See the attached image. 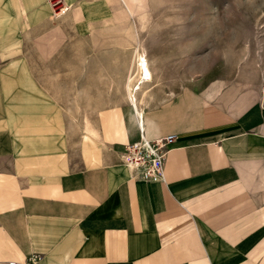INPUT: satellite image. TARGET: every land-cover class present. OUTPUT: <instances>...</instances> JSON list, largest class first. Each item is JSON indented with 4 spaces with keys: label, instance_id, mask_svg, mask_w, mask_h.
I'll list each match as a JSON object with an SVG mask.
<instances>
[{
    "label": "crops",
    "instance_id": "1",
    "mask_svg": "<svg viewBox=\"0 0 264 264\" xmlns=\"http://www.w3.org/2000/svg\"><path fill=\"white\" fill-rule=\"evenodd\" d=\"M53 1L0 0V264H264V80L178 93L148 62L142 126L124 85L82 110L76 40L131 43L146 0ZM169 134L163 181L133 179L125 147Z\"/></svg>",
    "mask_w": 264,
    "mask_h": 264
},
{
    "label": "rangeland",
    "instance_id": "2",
    "mask_svg": "<svg viewBox=\"0 0 264 264\" xmlns=\"http://www.w3.org/2000/svg\"><path fill=\"white\" fill-rule=\"evenodd\" d=\"M146 4L145 23L131 43L113 31L114 21L106 33L93 30L76 40V102L82 110L92 102L114 101L123 91L137 42L148 62L187 76V83L176 84L178 93L185 87L200 90L212 80L218 81L208 91L264 80V0Z\"/></svg>",
    "mask_w": 264,
    "mask_h": 264
},
{
    "label": "built area",
    "instance_id": "3",
    "mask_svg": "<svg viewBox=\"0 0 264 264\" xmlns=\"http://www.w3.org/2000/svg\"><path fill=\"white\" fill-rule=\"evenodd\" d=\"M58 4L56 14H61L67 10L61 0L52 2ZM264 93V86L262 87ZM176 141L173 134L166 135L155 140H145L143 137L133 144L125 147L122 163L128 168L131 176L135 180L146 183H157L163 181V165L166 155ZM16 264V263H9Z\"/></svg>",
    "mask_w": 264,
    "mask_h": 264
},
{
    "label": "bare ground",
    "instance_id": "4",
    "mask_svg": "<svg viewBox=\"0 0 264 264\" xmlns=\"http://www.w3.org/2000/svg\"><path fill=\"white\" fill-rule=\"evenodd\" d=\"M133 1L131 2H126L127 7L130 11L135 10L136 6L138 5L139 9H142L143 5L141 4V0H136L137 2L135 5H133ZM149 63L148 59L145 55V51L141 46H134V51L132 55V62L130 64V67L128 69V75L126 78V81L124 83V93H123V98L129 101L131 104H133L136 108L137 115L140 118V121L142 123V113L139 108H137V100L136 94L141 93L145 94L146 89L144 88V85L151 79V72L149 70ZM144 80V81H143ZM216 85V84H215ZM214 88V87H213ZM250 94V93H249ZM218 95V94H217ZM249 98V95H247ZM244 96H242L243 98ZM241 100V98H240ZM245 101V98L242 99L241 101ZM249 101V99H248ZM247 104V103H245ZM143 123L141 124V126ZM145 139V138H144ZM146 140V139H145Z\"/></svg>",
    "mask_w": 264,
    "mask_h": 264
}]
</instances>
